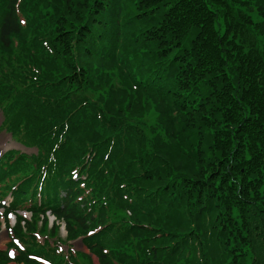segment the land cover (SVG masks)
Listing matches in <instances>:
<instances>
[{
  "label": "trees",
  "instance_id": "trees-1",
  "mask_svg": "<svg viewBox=\"0 0 264 264\" xmlns=\"http://www.w3.org/2000/svg\"><path fill=\"white\" fill-rule=\"evenodd\" d=\"M0 111V264H264V0H0Z\"/></svg>",
  "mask_w": 264,
  "mask_h": 264
},
{
  "label": "rangeland",
  "instance_id": "rangeland-1",
  "mask_svg": "<svg viewBox=\"0 0 264 264\" xmlns=\"http://www.w3.org/2000/svg\"><path fill=\"white\" fill-rule=\"evenodd\" d=\"M3 117L2 114L0 112V125L2 123ZM21 148L20 145L16 144L15 141L12 140V138L10 137V135L6 132H0V149L2 150H7V149H11V148ZM66 232L62 231V235L65 236ZM2 236V238H1ZM9 242V238L6 236V232L3 229L0 233V249H5L6 244ZM94 259V264H98L97 260L95 258ZM11 264H16V263H11Z\"/></svg>",
  "mask_w": 264,
  "mask_h": 264
},
{
  "label": "water",
  "instance_id": "water-1",
  "mask_svg": "<svg viewBox=\"0 0 264 264\" xmlns=\"http://www.w3.org/2000/svg\"><path fill=\"white\" fill-rule=\"evenodd\" d=\"M74 245L77 246L80 250H83V248H84L82 239L77 241Z\"/></svg>",
  "mask_w": 264,
  "mask_h": 264
},
{
  "label": "bare ground",
  "instance_id": "bare-ground-1",
  "mask_svg": "<svg viewBox=\"0 0 264 264\" xmlns=\"http://www.w3.org/2000/svg\"><path fill=\"white\" fill-rule=\"evenodd\" d=\"M1 238H2V236H1Z\"/></svg>",
  "mask_w": 264,
  "mask_h": 264
}]
</instances>
